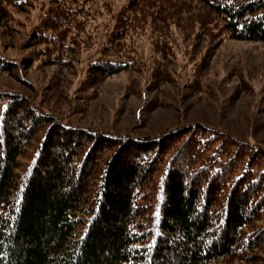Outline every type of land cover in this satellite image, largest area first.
I'll return each instance as SVG.
<instances>
[{
	"label": "trees",
	"instance_id": "1",
	"mask_svg": "<svg viewBox=\"0 0 264 264\" xmlns=\"http://www.w3.org/2000/svg\"><path fill=\"white\" fill-rule=\"evenodd\" d=\"M91 1L39 6V23L26 37L31 54L19 62L0 55V72L18 78L19 68H31L36 59L61 67L71 63L75 41L85 44L108 26L97 19ZM34 2L0 0V26L7 28L12 11ZM113 20L99 55L86 67L96 82L131 70L134 38L146 27L153 51L165 61L152 72L161 81L175 40L189 41L202 63L213 39L264 44V0H127ZM29 85L22 93L0 92V264L259 259L263 146L202 123L152 136L81 128Z\"/></svg>",
	"mask_w": 264,
	"mask_h": 264
},
{
	"label": "rangeland",
	"instance_id": "2",
	"mask_svg": "<svg viewBox=\"0 0 264 264\" xmlns=\"http://www.w3.org/2000/svg\"><path fill=\"white\" fill-rule=\"evenodd\" d=\"M92 1L98 6L97 19L108 26L85 44L75 41L77 56L69 57L71 63L61 67L36 59L31 68H19L18 78L0 72V92L29 91L30 83L49 108L81 128L152 136L176 125L202 123L235 131L264 147L263 43L213 39L206 44L213 41L212 53L202 63L190 51L189 41L175 40L177 46L169 45L172 53L166 57L171 62L166 65V79L161 81L152 72L160 71L165 61L153 51V33L146 27L134 38L130 56L136 64L131 70L96 82L86 67L99 55L103 34L127 0ZM50 2L37 0L32 7L12 11L9 26H0L1 56L19 62L31 54L26 37L39 23L38 7ZM172 32L180 33L177 28ZM199 46H193L195 51ZM259 250V259L251 264H264V244Z\"/></svg>",
	"mask_w": 264,
	"mask_h": 264
}]
</instances>
